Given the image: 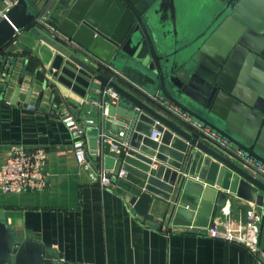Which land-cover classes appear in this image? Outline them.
<instances>
[{
	"label": "water",
	"instance_id": "obj_1",
	"mask_svg": "<svg viewBox=\"0 0 264 264\" xmlns=\"http://www.w3.org/2000/svg\"><path fill=\"white\" fill-rule=\"evenodd\" d=\"M13 1L0 18V49L29 29L89 84L77 104L89 159L133 179L129 202L147 226L206 235L234 197L264 213V0H182L183 10L180 0ZM158 202L166 224L151 212ZM0 264L59 261L18 236L0 208Z\"/></svg>",
	"mask_w": 264,
	"mask_h": 264
},
{
	"label": "crops",
	"instance_id": "obj_2",
	"mask_svg": "<svg viewBox=\"0 0 264 264\" xmlns=\"http://www.w3.org/2000/svg\"><path fill=\"white\" fill-rule=\"evenodd\" d=\"M3 5L0 0V9ZM82 86L89 84L29 29L19 31L0 53V167L12 146H41L47 151L50 174L46 190L0 189V208L18 236L38 239L57 261L64 259L59 264H264L245 245L166 224V204L160 202L151 212L166 225L162 230L147 226L129 202L133 179L104 171L100 162L94 165L88 143L87 162L80 165L65 119L86 123L77 105L86 94ZM103 175L109 185L102 184ZM253 209L262 211L234 197L213 222L227 214L233 226L246 227V214Z\"/></svg>",
	"mask_w": 264,
	"mask_h": 264
},
{
	"label": "built area",
	"instance_id": "obj_3",
	"mask_svg": "<svg viewBox=\"0 0 264 264\" xmlns=\"http://www.w3.org/2000/svg\"><path fill=\"white\" fill-rule=\"evenodd\" d=\"M13 3V0H3L4 5L0 9V18L5 16ZM112 95L114 98H118L116 93L112 92ZM168 107L171 110L175 109L173 106ZM177 114L184 120L192 122L188 117L178 111ZM65 123L72 131L77 160L80 165H83L87 162L86 128L70 117L65 119ZM192 123L198 126L196 122ZM122 135L123 132L120 131L119 136ZM158 137L159 134L153 132L152 138L158 140ZM204 137L213 142L217 140V137L210 133L209 130L205 131ZM106 141L109 142V139L107 138ZM222 143V145H227L225 142ZM110 144L112 151H118V145L115 142L111 141ZM47 163V151L44 147L36 146L34 148H28L25 145L12 146L11 155L5 164L0 167V189L4 193L46 190L49 187L50 177L47 171ZM244 163L258 171H263L257 163L249 158H244ZM124 175H126V173L122 171L119 176L123 177ZM109 183V178L103 175L102 184L109 185ZM263 217L264 213L262 211L256 213L254 209L249 210L246 214V227L240 226L237 228L233 226L232 219L226 214L221 220L213 222L204 230L206 236L209 238L220 239L226 242H237L245 245L253 253L257 254L261 258V261H264V251L260 250V234ZM58 261L64 263L63 258Z\"/></svg>",
	"mask_w": 264,
	"mask_h": 264
},
{
	"label": "flooded vegetation",
	"instance_id": "obj_4",
	"mask_svg": "<svg viewBox=\"0 0 264 264\" xmlns=\"http://www.w3.org/2000/svg\"><path fill=\"white\" fill-rule=\"evenodd\" d=\"M229 1L230 0H215V2L217 3L216 6H222V5H224V7H226V5L228 4ZM232 3H234V2H232Z\"/></svg>",
	"mask_w": 264,
	"mask_h": 264
},
{
	"label": "rangeland",
	"instance_id": "obj_5",
	"mask_svg": "<svg viewBox=\"0 0 264 264\" xmlns=\"http://www.w3.org/2000/svg\"><path fill=\"white\" fill-rule=\"evenodd\" d=\"M179 4L181 5V10H183V7H184L183 1L180 0ZM203 12H204V11L202 10V13H203ZM202 13H201V15H202ZM190 16H193V15H190ZM195 16H200V15H195Z\"/></svg>",
	"mask_w": 264,
	"mask_h": 264
},
{
	"label": "trees",
	"instance_id": "obj_6",
	"mask_svg": "<svg viewBox=\"0 0 264 264\" xmlns=\"http://www.w3.org/2000/svg\"><path fill=\"white\" fill-rule=\"evenodd\" d=\"M7 45H9V44H7ZM7 45L0 49V53H2L5 50V48L7 47ZM37 61L40 62V59H37Z\"/></svg>",
	"mask_w": 264,
	"mask_h": 264
}]
</instances>
